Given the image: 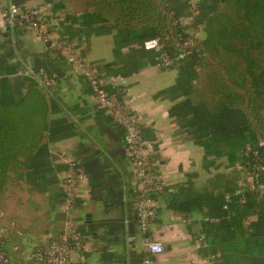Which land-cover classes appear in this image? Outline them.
Masks as SVG:
<instances>
[{
  "label": "crops",
  "instance_id": "obj_1",
  "mask_svg": "<svg viewBox=\"0 0 264 264\" xmlns=\"http://www.w3.org/2000/svg\"><path fill=\"white\" fill-rule=\"evenodd\" d=\"M18 1L27 6L46 5L51 13L49 29L55 33L58 27L62 37L73 35V28L83 22V14L67 20L69 11L55 10L46 0ZM176 2L187 32L205 38L204 25L196 27L191 10L182 7L186 0ZM90 23L94 29H102L92 32L91 28L92 34L84 36L86 41L79 51L84 58L99 63L109 78L118 79L110 88H120L122 99L138 114L144 142L161 157L155 169L165 187L184 183H194L198 188L222 187V177L232 176L235 171L225 159L207 168L203 146L196 144L170 114L171 106L182 100L166 94L176 84L179 69L159 66L155 51L143 48L140 40H130L127 33L103 31L108 23ZM17 55L45 68L57 84L53 93L43 90L51 110L35 169L28 170L22 179L13 175L0 200L8 253L0 264H46L31 254L66 228L64 182L71 161L83 173L73 218L84 236L87 264H224L221 251L215 250L213 235L206 233L205 241L200 240L205 231L204 215L186 216L170 209L167 193L152 200L157 213L155 237L163 242L165 251L154 255L143 246L144 234L138 225L132 189L133 166L119 127L108 109L98 103L87 79L62 56L47 50L40 34L27 32L13 41L0 11V97L6 102L20 99L30 80L17 74L21 68ZM226 256L230 264L240 258L231 252ZM72 257L77 259L78 254L73 252ZM248 257L246 261L251 264Z\"/></svg>",
  "mask_w": 264,
  "mask_h": 264
},
{
  "label": "trees",
  "instance_id": "obj_2",
  "mask_svg": "<svg viewBox=\"0 0 264 264\" xmlns=\"http://www.w3.org/2000/svg\"><path fill=\"white\" fill-rule=\"evenodd\" d=\"M46 1L55 10L69 11L67 20L83 14V22L69 36L79 47L92 34L91 28L92 32L102 29H94L90 21L108 23L103 31L127 33L130 40H140L143 48L145 40L160 39L162 52L175 59L171 66L180 71L176 84L166 91L182 98L171 106L170 114L196 144L203 146L207 168L218 166L222 159L229 168L246 165L250 161L246 144L258 147L264 158V0H199L196 13L191 10V0H186L182 7L191 10L193 24L204 25L203 39L187 32L176 0ZM26 33L20 25L9 30L13 41ZM182 52L186 56L176 59ZM154 53L158 61L161 52ZM110 90L122 98L120 88ZM50 110L46 94L31 77L20 99L6 102L0 97V200L13 175L22 179L28 170L35 169L49 129ZM116 124L124 141L126 128ZM233 173L222 177V187L198 188L184 183L165 187L156 196L167 193L168 207L186 216L202 213L204 218H215V222L203 219V227L207 235H213L215 250L221 251L224 264H230L226 261L229 252L240 256L232 264H248V256L251 264H264V195L251 194L240 204L235 191L241 174Z\"/></svg>",
  "mask_w": 264,
  "mask_h": 264
},
{
  "label": "built area",
  "instance_id": "obj_3",
  "mask_svg": "<svg viewBox=\"0 0 264 264\" xmlns=\"http://www.w3.org/2000/svg\"><path fill=\"white\" fill-rule=\"evenodd\" d=\"M198 3L199 0H191L193 13L198 12ZM0 11L4 14L5 23L9 30L20 25L27 32L40 34L47 50L64 57L77 73L82 74L89 82L98 103L108 109L116 123L125 126L124 142L127 155L133 166L131 178L134 184L132 189L137 207L138 225L144 234L143 246L154 255L162 254L165 251V245L155 237L157 213L152 205L153 197L165 190L164 179L155 169L160 165L161 157L155 155L153 150L144 142L138 114L117 93L110 90V86H113L118 79L109 78L102 71L99 63L84 58L77 43L71 41L69 37L54 35L53 31L49 29L51 13H49L46 5L27 6L17 4L14 0H0ZM144 48L156 53L161 52L158 60V65L161 67H169L175 60L162 52L163 43L157 37L145 40ZM185 56L186 53L182 52L176 59H183ZM17 58L21 65L17 71L18 75L33 78L37 85L48 93L55 91L57 80L45 68L36 69L30 60L24 56L17 55ZM245 154L250 161H247L246 165L236 164L237 171L241 174L235 191L238 197L237 201L240 204L246 203L251 194L264 195V158L260 149L251 144H246ZM82 181L83 173L78 164L74 161L69 162L64 182L66 228L47 246L33 251L31 256L37 261L46 264H87V259L83 253L84 236L73 218L77 210V199ZM227 199H231L230 194L227 195ZM3 215L4 213L0 209V219ZM204 219L210 222L216 221L215 218L206 217ZM2 227L0 220V262L5 261L8 256ZM205 237L206 233L203 232L200 240L205 241ZM73 252L78 254L77 259L72 257Z\"/></svg>",
  "mask_w": 264,
  "mask_h": 264
},
{
  "label": "water",
  "instance_id": "obj_4",
  "mask_svg": "<svg viewBox=\"0 0 264 264\" xmlns=\"http://www.w3.org/2000/svg\"><path fill=\"white\" fill-rule=\"evenodd\" d=\"M162 7H163V6H162ZM163 9L165 10V12L167 13V15H168V17H169V26H170V28H172V23H171V20H170V16H169V14H168V11L165 9V7H163ZM8 29H9V27H8ZM171 31H172V29H171ZM185 47H186V46H185ZM207 56H208V59L210 60V62H211V63H214L213 58L211 57V55H210L209 53H207ZM220 67H221V68L223 69V71L225 72V75H226V77H227V80H228L229 84H230L231 86H233L232 81H231V79H230V76H229V74L227 73V70H226L223 66H221V65H220ZM235 89L237 90V88H235ZM242 92H244V91H242ZM244 93H245V92H244ZM247 105H248V103L246 104V108H247ZM251 121H252V123L254 124V126L257 127L255 120H254V119H251Z\"/></svg>",
  "mask_w": 264,
  "mask_h": 264
},
{
  "label": "rangeland",
  "instance_id": "obj_5",
  "mask_svg": "<svg viewBox=\"0 0 264 264\" xmlns=\"http://www.w3.org/2000/svg\"><path fill=\"white\" fill-rule=\"evenodd\" d=\"M39 4V3H38ZM50 13V12H49ZM61 26H62V24H60L59 25V27L61 28ZM56 27V26H55ZM54 28V27H53ZM62 29V28H61ZM56 31H55V33H54V35H57V36H60L58 33H57V31L59 30L58 29V27L55 29ZM60 31V30H59ZM264 110V109H263ZM263 114H264V111H263ZM221 167H223V166H221ZM232 168V170H234V171H237V168H236V166H234V167H231Z\"/></svg>",
  "mask_w": 264,
  "mask_h": 264
}]
</instances>
